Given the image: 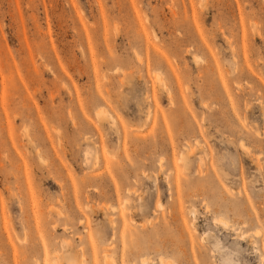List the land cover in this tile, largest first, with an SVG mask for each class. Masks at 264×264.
<instances>
[{"label":"rangeland","instance_id":"obj_1","mask_svg":"<svg viewBox=\"0 0 264 264\" xmlns=\"http://www.w3.org/2000/svg\"><path fill=\"white\" fill-rule=\"evenodd\" d=\"M63 240L264 264V0H0V264Z\"/></svg>","mask_w":264,"mask_h":264},{"label":"bare ground","instance_id":"obj_2","mask_svg":"<svg viewBox=\"0 0 264 264\" xmlns=\"http://www.w3.org/2000/svg\"><path fill=\"white\" fill-rule=\"evenodd\" d=\"M220 30V29H219ZM102 110V109H101ZM104 112V111H103ZM101 111H98V115H101ZM241 144V143H239ZM242 147V146H241ZM243 148V147H242ZM248 150V149H247ZM182 155V154H181ZM187 156V155H186ZM182 159H184L183 157H180ZM96 159V158H95ZM185 160V159H184ZM186 161V160H185ZM184 161V162H185ZM257 161V160H256ZM60 212V211H59ZM81 222V221H80ZM222 223V222H221ZM68 240H63L62 241V246H60L62 249V253L59 255H56L55 253V257L51 260V264H76L77 263V259L74 258V256H72V254L70 252L67 251V242ZM105 257V256H104ZM107 257V256H106ZM105 259V258H104ZM111 259V258H110ZM108 257L105 259V261L103 262V264H115L113 263V259L110 260ZM161 262V260H160ZM163 262V261H162ZM81 264V263H80ZM83 264V261H82ZM165 264V263H164Z\"/></svg>","mask_w":264,"mask_h":264}]
</instances>
